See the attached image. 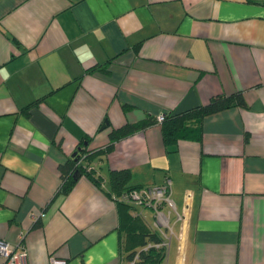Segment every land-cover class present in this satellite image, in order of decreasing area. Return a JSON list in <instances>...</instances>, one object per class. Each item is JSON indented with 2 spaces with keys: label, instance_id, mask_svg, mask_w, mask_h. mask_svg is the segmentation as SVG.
Instances as JSON below:
<instances>
[{
  "label": "crops",
  "instance_id": "crops-1",
  "mask_svg": "<svg viewBox=\"0 0 264 264\" xmlns=\"http://www.w3.org/2000/svg\"><path fill=\"white\" fill-rule=\"evenodd\" d=\"M240 92L166 145L160 115ZM84 147L107 149L89 166L101 187L58 193ZM121 169L130 186L171 181L169 227L153 226L167 264H264V0H0V240L24 264H123Z\"/></svg>",
  "mask_w": 264,
  "mask_h": 264
},
{
  "label": "trees",
  "instance_id": "trees-1",
  "mask_svg": "<svg viewBox=\"0 0 264 264\" xmlns=\"http://www.w3.org/2000/svg\"><path fill=\"white\" fill-rule=\"evenodd\" d=\"M107 69L106 65H96L92 69ZM34 102L33 104H37ZM235 105L245 106L243 94L237 93L232 96H217L210 103L192 111L179 115H166L162 125L163 137L166 145H173L180 138L191 137L197 131V124L206 116L225 110ZM155 122L147 120L137 125H128L111 132V144L116 140L125 138ZM194 125V126H193ZM107 149L90 152L87 147L80 148L74 158L60 167L62 184L58 193L67 195L75 187L82 176H87L92 182L101 187L103 179L97 177L89 169L90 163L104 154ZM132 173L128 169L111 170L109 173V195H115L120 217V231L122 233L121 254L123 264H164L168 256L167 239L163 232L152 227L142 214L137 212L133 204L121 201L123 194L139 187L130 186ZM141 188V187H140ZM119 198V199H118Z\"/></svg>",
  "mask_w": 264,
  "mask_h": 264
},
{
  "label": "built area",
  "instance_id": "built-area-1",
  "mask_svg": "<svg viewBox=\"0 0 264 264\" xmlns=\"http://www.w3.org/2000/svg\"><path fill=\"white\" fill-rule=\"evenodd\" d=\"M166 115H160L158 122L162 123L165 120ZM170 186L171 181L168 179L163 185L145 186L134 189L122 195L121 201L142 205L145 207H151L153 209H159L158 216L160 214V227H169V221L165 220V217L161 211L162 206L166 203H170ZM165 238L169 239L167 233H164ZM169 247V243L166 242ZM22 249L18 250L13 247L11 243L5 240H0V256L3 258V264H24L26 261L27 252L25 247L21 245ZM64 260L52 258V264H64Z\"/></svg>",
  "mask_w": 264,
  "mask_h": 264
},
{
  "label": "rangeland",
  "instance_id": "rangeland-1",
  "mask_svg": "<svg viewBox=\"0 0 264 264\" xmlns=\"http://www.w3.org/2000/svg\"><path fill=\"white\" fill-rule=\"evenodd\" d=\"M153 186V185H152ZM133 207L138 211V212H141L142 215L144 216L145 220L153 227L154 224H157V222L159 221L160 222V214L158 216V210L160 209H153L151 207H145V206H142V205H136V204H133ZM160 212L164 213L166 217H168L169 213L173 212V208L171 207H166L165 209H162ZM172 217H170L171 219ZM157 220V222H156ZM160 228V227H159ZM164 232H165V229L163 228L162 229ZM167 242L169 243L170 241L167 240ZM171 244V242H170ZM168 256L166 258V261L164 264H167V260H169L170 257H172V251H171V245L168 247ZM133 264V263H131Z\"/></svg>",
  "mask_w": 264,
  "mask_h": 264
},
{
  "label": "water",
  "instance_id": "water-1",
  "mask_svg": "<svg viewBox=\"0 0 264 264\" xmlns=\"http://www.w3.org/2000/svg\"><path fill=\"white\" fill-rule=\"evenodd\" d=\"M77 153H74L73 156H76Z\"/></svg>",
  "mask_w": 264,
  "mask_h": 264
}]
</instances>
